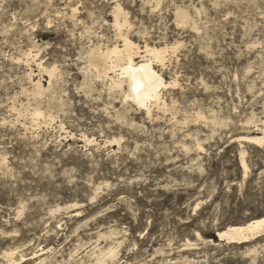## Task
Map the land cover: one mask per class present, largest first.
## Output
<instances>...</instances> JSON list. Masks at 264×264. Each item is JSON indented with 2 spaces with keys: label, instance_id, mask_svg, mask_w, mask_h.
I'll return each mask as SVG.
<instances>
[{
  "label": "rangeland",
  "instance_id": "1",
  "mask_svg": "<svg viewBox=\"0 0 264 264\" xmlns=\"http://www.w3.org/2000/svg\"><path fill=\"white\" fill-rule=\"evenodd\" d=\"M125 35L165 48L161 105L94 67ZM253 134L264 0H0V264H264L218 236L264 217Z\"/></svg>",
  "mask_w": 264,
  "mask_h": 264
},
{
  "label": "bare ground",
  "instance_id": "2",
  "mask_svg": "<svg viewBox=\"0 0 264 264\" xmlns=\"http://www.w3.org/2000/svg\"><path fill=\"white\" fill-rule=\"evenodd\" d=\"M119 7H116L115 10V23L117 26H121L120 23L122 21L120 22L119 17L123 14L122 10ZM76 11L77 8H74L73 14H75ZM185 11L180 10L179 12H177V14L181 19L190 21V19L187 20L189 13L187 14ZM122 39L123 44L121 46H119L118 44H114L112 47H107L104 51L100 49L98 51L97 49V59L94 60L95 62L92 61L95 63V66L93 64L92 65L97 68L100 74L105 75L111 79L112 87L120 89H124L125 87L128 92L126 94L127 97H130L138 105L148 109V104L153 101H155L157 104H160V96H162L161 88L163 89V87L168 83H165L163 76L153 66L152 59L154 58V60L157 61V63L159 62L160 64L166 63L164 62L166 60L165 57L167 56L165 55V48L163 47L164 49H162L161 46L160 48H158L155 45L153 47L146 45L144 50L141 51V48L137 45L134 46V43L128 37H126V35ZM148 56H150L151 58H148ZM137 59L140 60L137 61ZM110 73H113V75L110 76ZM53 74L54 72L52 71L51 76ZM36 85L39 89L42 90V84L39 81L36 83ZM247 139L255 144H264V136L253 134V136H248ZM241 166L245 170V172H247L248 165L245 157H242L241 159ZM263 232L264 217H260L251 220L244 225L229 226L225 230L220 231L218 233V236L220 239L227 240L228 242L242 243L250 240L251 238L260 236V234H262ZM14 253L15 251L5 253V257L8 260H12Z\"/></svg>",
  "mask_w": 264,
  "mask_h": 264
}]
</instances>
